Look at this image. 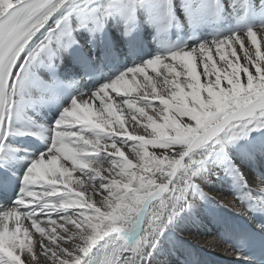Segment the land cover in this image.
<instances>
[{
  "label": "snow or ice",
  "instance_id": "1",
  "mask_svg": "<svg viewBox=\"0 0 264 264\" xmlns=\"http://www.w3.org/2000/svg\"><path fill=\"white\" fill-rule=\"evenodd\" d=\"M141 10L165 30L175 15L173 0H0V264H155L177 222L198 218V202L215 199L202 183L221 177L235 191L232 206L220 207L261 222L252 232L219 222L241 246L253 233L264 246V176L247 174L264 168V23L155 55L73 96L6 203L14 191L8 170L22 151L11 138L34 134L21 127L26 92L56 83L42 81L34 65L55 71L54 58L78 43L79 29L102 34L114 17L135 26ZM237 44L243 64L223 51L236 56ZM226 251L248 259L240 248Z\"/></svg>",
  "mask_w": 264,
  "mask_h": 264
},
{
  "label": "bare ground",
  "instance_id": "2",
  "mask_svg": "<svg viewBox=\"0 0 264 264\" xmlns=\"http://www.w3.org/2000/svg\"><path fill=\"white\" fill-rule=\"evenodd\" d=\"M189 3L194 9L191 13L187 7ZM173 4L174 19L166 30L164 24L157 26L150 22L148 14L141 10L138 25L130 26L123 18L114 17L109 20L102 34H93L88 29H79L75 32L73 35L78 42L77 47L83 48L89 54L97 68L98 76L95 79L82 72L78 57L71 53L70 48L61 49L54 58L61 81L56 80L45 65H34V71L42 81L56 83L50 88L27 90L25 104L28 119L21 123V127L34 134L17 136L20 141L11 138L22 151L18 153L13 167L8 170L9 175L20 179L30 159L39 154L35 148L25 144L27 140L33 141L37 147L47 146L44 134L71 101V98L62 91L63 85L70 86L77 96L81 92L94 90L100 84L115 78L120 72L155 55H164L171 50L184 47H196L200 43L230 35L246 26L264 23V0H247V7H243L242 10L241 0H173ZM205 5L209 7H204ZM212 5L219 8L218 15L213 14ZM158 14V11L153 12V15ZM129 27L133 28L134 42H130V37L125 35ZM210 54L218 68L224 66L215 47L211 49ZM202 67L197 59L198 72H202ZM148 74L154 75L150 69ZM244 79L242 74V81ZM124 119H130L127 112ZM149 151H153L151 146ZM97 159L106 158L101 156ZM0 171L4 172L5 169L0 168ZM247 174L250 178L258 174L264 176V168L249 166ZM201 186L215 199L198 202L197 207L200 211L198 218L183 217L177 222L170 234H167L164 251L157 253L155 264H161L165 257L172 264H176L177 261L180 264H260L234 243L235 238H229L230 233L225 231L219 218L227 217L234 225L255 228V224L261 222V217L253 216L252 219L240 217L231 209L220 207L218 201L228 207L234 203L235 188L231 179L212 178L210 182L202 183ZM4 203L3 196L0 195V205ZM6 203L11 205L9 199ZM230 245L232 248H240L248 259H237L226 251Z\"/></svg>",
  "mask_w": 264,
  "mask_h": 264
},
{
  "label": "rangeland",
  "instance_id": "3",
  "mask_svg": "<svg viewBox=\"0 0 264 264\" xmlns=\"http://www.w3.org/2000/svg\"><path fill=\"white\" fill-rule=\"evenodd\" d=\"M225 7V6H224ZM224 7H223V9H224ZM242 8L243 7H241V10H242ZM226 11V7H225V9H224V12ZM235 26H238V25H235ZM235 26H233V27H235ZM258 39H259V36H258ZM262 46H263V49H264V42H262ZM245 47H249V44H246L245 45ZM235 49H236V56H232L231 55V51H232V49L231 48H228V47H225L224 49H223V51H224V53L226 54V56H227V59H229V60H232L233 62H239L240 64H243L245 61H244V59H243V56H244V53L240 50V48H239V45L237 44V45H235ZM223 63V65H224V62H222ZM16 141H20L19 140V138L16 136V137H13ZM27 141H30V140H27ZM30 142H32L33 143V141H30ZM34 144V143H33ZM35 144H34V146H31L32 148H35ZM46 147H44V146H39L38 148L36 147V151L38 152V153H40V152H42V151H44V149H45Z\"/></svg>",
  "mask_w": 264,
  "mask_h": 264
}]
</instances>
